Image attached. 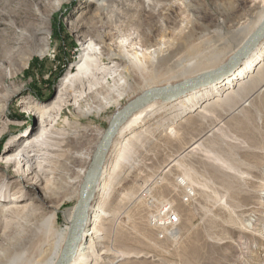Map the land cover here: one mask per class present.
<instances>
[{
  "label": "bare ground",
  "instance_id": "1",
  "mask_svg": "<svg viewBox=\"0 0 264 264\" xmlns=\"http://www.w3.org/2000/svg\"><path fill=\"white\" fill-rule=\"evenodd\" d=\"M99 4H101L99 6H105L102 3ZM240 8L238 10L235 6L224 10L225 15L222 19H212L207 22L200 20L202 17L200 11L196 20L190 19L181 24V33L176 40H173L169 38L171 36L169 29L158 30L154 28V24L162 25L163 17H166L169 22V14L174 24L180 23L181 18L174 13L171 14L172 9L165 3L144 0L145 18L137 23V31L119 36L106 26L99 32L81 34L82 46L79 59L60 80L54 99L48 104H40L28 97L23 100L26 110L38 118L36 132L27 137L17 148H9L8 151L13 152L1 156L3 162L8 166L16 164L17 169L12 172L4 169L3 174L0 175V223L24 221L30 217L38 220L41 216V222L38 221L35 227L39 224L37 229L44 236H41L42 240L39 241L37 255L33 252L25 257L24 252H19L12 257L5 255L4 259H0V264H57L61 256L76 207L69 212L68 225L63 229L56 228L58 212L65 199L76 194L82 196L83 185L92 160L106 133L105 129L90 126L83 128L81 134L71 131H60L56 134L55 125L64 110L70 106L74 107V113L77 115L87 116L93 111L99 113L115 105L116 109L109 118V122L112 123L129 103L149 90L174 87L207 74H214L208 81L189 88L177 97L170 98L163 95L155 97L132 113L119 126L101 153V170L93 183L86 215L81 216L83 229L75 253L68 264H121L125 259L132 258L160 259L156 254L147 251L120 250L111 246L101 226L103 222L100 224L99 219L101 217L118 219L120 213L111 209L105 210L102 203H97L96 199L105 186L104 178L111 153L115 157L114 166L112 164L113 171L118 165L127 164L132 167L136 164L133 159L136 155L138 156L140 150H144L157 140V133L167 124L177 121L176 119L182 116H190L183 119V126L187 127L195 123L198 124L196 126L198 129L203 130L202 132L206 129L219 132L220 136L234 142L232 143L234 148L254 156L257 161H235L234 159L233 164L225 158V154L219 153L220 149L223 150L225 143L227 144V140L223 138L217 140L216 136L214 137H216L217 145H213L214 147H202V142L192 138L193 142L188 149L190 152L197 150L196 146H201V153L218 163L219 169L223 168L226 172L228 170L229 176L236 177L243 174L249 182L263 178L264 135L262 130L260 132V128H264V116H262L264 32L248 53L233 66H231V60L264 23V0H246L245 5ZM49 15L35 8V16L40 22L25 25L24 29L20 30L21 41L28 46L33 45L35 53L42 55L46 54L51 47L48 30ZM5 23L0 20V25ZM83 25L80 20L74 22V30L82 32ZM203 31L215 35L216 41L208 37L202 39L201 36L197 42L187 39ZM180 51H183L181 55H179ZM2 59L4 62L0 61L1 80L16 77L19 71L23 70L27 60L24 57L20 62H14L9 54ZM144 72H147V75ZM139 74L138 79L132 78V75ZM1 80L0 128L2 127V130L0 134L5 127L3 118L7 114L10 99L20 92V88L8 94L3 92L2 88L7 90L10 87ZM126 96H130V98L127 97L129 103H123ZM88 100L91 101L90 105ZM225 125L228 131L224 130ZM256 130L259 132L257 143L250 138V134ZM13 147H15L14 144ZM74 160L78 163L72 165L71 162ZM174 160L177 159L174 158ZM65 163L68 165L69 173L63 180L57 164ZM42 174H49V179L39 178ZM184 175V180L190 183L188 186L190 189L195 185L202 193L201 189L207 186L205 181L193 178L187 171ZM12 179L21 183L22 186L9 193ZM23 181H25L24 184ZM54 182L59 183V187H56ZM53 186L56 189H53ZM31 189L39 192L40 204H35L36 196L28 203H15L24 201L21 197ZM63 190H67L68 193L61 200L60 193ZM224 191L221 203L235 215V220L230 223L236 232L246 235L247 240L233 248L232 238L218 237L219 243L229 247V250L221 253L220 262L222 264H264V183L255 185L253 189L247 191L262 200L260 206L256 204L257 202H253L233 207L235 205L228 197V187H225ZM47 209H50L49 212H46ZM250 215L255 217V221L251 222V225L243 224L242 220ZM166 264L184 263L166 262Z\"/></svg>",
  "mask_w": 264,
  "mask_h": 264
},
{
  "label": "rangeland",
  "instance_id": "2",
  "mask_svg": "<svg viewBox=\"0 0 264 264\" xmlns=\"http://www.w3.org/2000/svg\"><path fill=\"white\" fill-rule=\"evenodd\" d=\"M245 1L157 0L159 4L168 5L172 9L171 14L174 13L181 20L180 23L174 24L171 22L172 18L169 14V22L166 17H163L162 25L154 24V28L169 29L171 34L169 38L176 40L181 33V24L190 19L196 20L198 12L201 11L200 20L203 22L212 19L220 20L225 15L224 10L235 6L239 10L245 5ZM99 3L105 6H99L101 5ZM143 3L144 0H0V20L6 22L0 25V61L4 62L2 58L6 54H9L14 62H20L24 57L27 58L23 70L19 71L16 77L7 80L0 79L10 87L7 90L2 88V91L7 94L20 88V92L11 97L6 110L7 114L3 118L5 127L0 134V175L3 174L4 169L10 172L17 169L16 164L8 166L3 162L1 156L13 152L8 151L9 148H17L27 137L36 132L38 127V118L26 110L23 100L28 97L40 104L50 103L57 94L60 80L79 59L82 46L81 34L99 32L106 26L119 36L135 32L138 28L137 23L145 18ZM35 8H38L42 13L50 14L48 30L51 47L43 55L35 53L34 46L26 45L20 38L21 28L24 29L25 25L40 22L35 16ZM78 20L85 25L82 27V32L74 30V22H78ZM200 36L202 39L208 37L216 41V36L212 33L209 34L208 31L196 33L187 39L197 42L200 40ZM182 52L180 51L179 55ZM144 74L147 75V72ZM139 76L140 74L132 75V78L138 79ZM127 97L130 98V96H126L123 103L128 102L129 98ZM87 102L89 105L91 104V101ZM115 109L116 106L113 105L99 113L93 111L90 115L84 116L74 113L73 106L67 107L54 130L57 131L56 134L60 131L81 134L83 128L90 126L106 130L110 123L109 118ZM262 114L264 116V110H262ZM188 117L190 116H182L158 132V139L144 150H140L138 156H135L136 159L134 157L133 161L136 164H133L132 167L127 164L118 165L113 171L115 157L111 153L110 162L106 168L107 174L104 178L105 186L96 201L102 203L105 210H115L120 215L118 219L101 217L99 223L103 222L100 224L111 246L120 250H143L154 253L160 258L125 259L121 264H166V262L222 264L219 259L220 255L224 253L223 251L229 250V247L219 243L218 237L229 236L232 238L234 240L233 248L247 240L246 235H241L232 227L230 222L235 220L234 212L224 208L221 199L224 197L225 187H228V197L235 205L233 207L253 202H257L256 204L260 206L262 200L247 191L253 189L255 185L264 183V176L257 180L259 183L257 181L249 182L243 174L232 177L229 176L228 170L226 172L223 168L219 169L218 163L204 156L200 150L201 146H196L197 150L190 152L188 149L193 142L192 138L202 142V147H214L213 145H217L216 139L219 140L223 136H220L219 132L207 131V129L202 132L203 130L198 129L196 127L198 124L195 123L191 126H183V119ZM224 130L228 131L226 125ZM261 130L264 135V128H260V132ZM253 133L250 134V138L257 143L259 132L256 130ZM225 138L223 139L227 140V144L225 143L227 147L224 145L223 150L220 149L219 153L225 154V158L230 162L234 164V159L235 161H257L254 156L234 148L232 144L234 142ZM79 146L81 147V143ZM77 163L78 161L75 160L71 162L72 165ZM57 167L62 173V179L65 180L69 173L68 165L66 163L64 165L57 164ZM186 171L193 178L205 181L207 186L201 189L202 193L195 185L191 189L188 187L190 183L184 180ZM44 177L49 179L50 176L42 174V177L39 178ZM10 182L12 183L9 193L22 186L21 183H17L18 181L15 182V179ZM53 184L59 187V183L54 182ZM56 187L52 188L56 189ZM67 193V190H63L60 193L62 195L60 199L62 200ZM38 196L39 192L31 189L21 197L24 198V201L15 203H28L35 197L37 200L35 204H40L41 200ZM79 199L80 195L76 194L63 201L61 210L58 212L56 228L63 229L68 225V214L73 208L75 209ZM49 210L47 209L46 212ZM170 213L178 216L179 220L174 225L167 223ZM30 219L31 217L24 221L0 223V259L5 255L12 257L19 252H24V257L31 255L32 252L35 255L39 253L38 245L44 235L37 229L39 224L37 227L35 226L41 222V216L38 220L31 219L30 221ZM224 221L227 222L224 223ZM242 221L243 224L251 225V222L255 221V217L250 215Z\"/></svg>",
  "mask_w": 264,
  "mask_h": 264
},
{
  "label": "water",
  "instance_id": "3",
  "mask_svg": "<svg viewBox=\"0 0 264 264\" xmlns=\"http://www.w3.org/2000/svg\"><path fill=\"white\" fill-rule=\"evenodd\" d=\"M264 32V23L259 28V30L255 33V35L248 41V43L233 57L231 60V66H233L236 62H238L242 57H244L249 49L254 45L257 41L258 37ZM214 76L213 73L207 74L205 76H201L197 79H193L191 81L179 84L174 87L169 88H159L152 89L144 93L142 96L132 101L127 105V107L122 111L120 115L114 118L112 123L106 129V133L101 143L98 146L97 152L94 156V159L91 163V168L86 176L85 183L83 185V193L80 197L75 210V215L73 219V223L71 229L69 231L65 246L61 253V256L57 262V264H68L69 260L72 258L75 253L77 243L80 239L81 232L83 229V223L81 221V216L86 215V209L88 207V203L92 196V187L95 182L100 170H101V153L104 150L107 143L110 141L116 130L119 126L137 109L147 104L149 101L154 99L157 96L163 95L166 97L174 98L183 93H185L189 88L201 84L203 82L208 81Z\"/></svg>",
  "mask_w": 264,
  "mask_h": 264
},
{
  "label": "built area",
  "instance_id": "4",
  "mask_svg": "<svg viewBox=\"0 0 264 264\" xmlns=\"http://www.w3.org/2000/svg\"><path fill=\"white\" fill-rule=\"evenodd\" d=\"M178 216L177 215H175V214H172V213H170V214H168V217H167V223L169 224V225H174V224H176V222H178Z\"/></svg>",
  "mask_w": 264,
  "mask_h": 264
},
{
  "label": "trees",
  "instance_id": "5",
  "mask_svg": "<svg viewBox=\"0 0 264 264\" xmlns=\"http://www.w3.org/2000/svg\"><path fill=\"white\" fill-rule=\"evenodd\" d=\"M60 32V31H59ZM63 34L61 33V36H62ZM60 36V35H59Z\"/></svg>",
  "mask_w": 264,
  "mask_h": 264
}]
</instances>
